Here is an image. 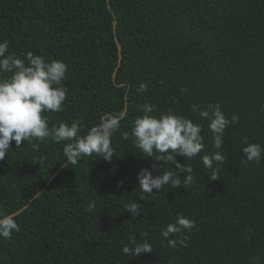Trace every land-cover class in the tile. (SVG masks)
<instances>
[{
	"label": "trees",
	"instance_id": "obj_1",
	"mask_svg": "<svg viewBox=\"0 0 264 264\" xmlns=\"http://www.w3.org/2000/svg\"><path fill=\"white\" fill-rule=\"evenodd\" d=\"M4 40L17 56L68 65L64 110L43 113L49 127L78 122L83 135L105 114L122 119L111 162L93 153L70 165L64 142L12 141L0 160V213L14 214L20 231L0 238V264H264V155L243 163L242 153L244 138L264 145V0H0ZM141 82L146 92L137 91ZM144 103L154 115L171 109L202 125L203 151L176 157L193 169L192 184L175 164L134 146L132 121ZM210 103L238 117L220 150L191 108ZM215 151L227 159L211 181L200 157ZM144 168L172 171L181 183L146 195ZM178 214L196 227L183 233L186 246L172 248L161 231ZM133 234L153 252L125 255Z\"/></svg>",
	"mask_w": 264,
	"mask_h": 264
},
{
	"label": "clouds",
	"instance_id": "obj_2",
	"mask_svg": "<svg viewBox=\"0 0 264 264\" xmlns=\"http://www.w3.org/2000/svg\"><path fill=\"white\" fill-rule=\"evenodd\" d=\"M68 65L63 60L47 61L43 55L28 52L24 56H17L9 52V42H0V160H3L11 149L12 141L17 148L25 141L33 140L43 142L51 138L56 143L64 142L63 153L66 162L75 164L81 158L93 153L104 160L111 162L114 154L112 148V135L120 127L122 114H105L100 122L81 135V126L78 122H60L59 125L49 127L48 119L44 112H61L64 110V102L67 99V88L63 81L66 78ZM4 73L10 75L4 76ZM148 85L141 82L137 91L146 92ZM182 91H186L182 89ZM142 112L132 121L131 136L134 138V146L140 149L145 157H152L154 153L157 162H171L175 164L179 172L185 173L183 182L185 185L194 182L193 169L188 165H182L176 159L183 156L189 161L200 154L205 145L202 133V125L194 123L191 119L177 114L169 109L154 115L156 106L144 103L138 106ZM193 112H199L202 119L208 121V128L213 137V148L220 150L224 145V132L230 124L238 119L235 115L231 121L217 104H208L206 108L191 106ZM123 138L127 140L129 133L124 132ZM245 147L242 153L246 157L245 162H259L264 155V145L249 143L247 138L243 140ZM38 148V144L32 145ZM200 159L210 172L209 179L217 180L219 165L227 157L221 151L204 154ZM156 165H153L155 168ZM172 171H163L160 175H153L147 168L138 173L139 190L146 194H153V190H160L171 183L178 186L181 181L175 178ZM94 205H90V208ZM126 211L132 216L138 217L140 213L137 203L124 205ZM196 227L194 220L178 214L174 222L162 229L161 235L168 241V245L176 248L179 245L186 246V237L183 233ZM20 227L15 216L0 213V238L10 239L13 232H19ZM251 231V230H250ZM180 235V239L170 237ZM144 237L147 233L143 234ZM128 244L122 251L125 255L137 257L146 253H152V245L147 239L137 242L136 236L128 237ZM169 264H174L172 260Z\"/></svg>",
	"mask_w": 264,
	"mask_h": 264
},
{
	"label": "water",
	"instance_id": "obj_3",
	"mask_svg": "<svg viewBox=\"0 0 264 264\" xmlns=\"http://www.w3.org/2000/svg\"><path fill=\"white\" fill-rule=\"evenodd\" d=\"M116 73V72H115ZM126 114V111H125V113H124V115ZM12 215H14V214H12Z\"/></svg>",
	"mask_w": 264,
	"mask_h": 264
}]
</instances>
